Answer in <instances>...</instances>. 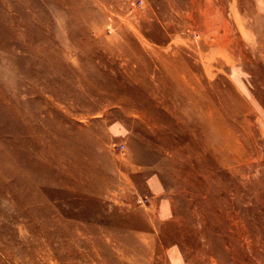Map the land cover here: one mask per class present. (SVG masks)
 Listing matches in <instances>:
<instances>
[{
  "label": "rangeland",
  "instance_id": "obj_1",
  "mask_svg": "<svg viewBox=\"0 0 264 264\" xmlns=\"http://www.w3.org/2000/svg\"><path fill=\"white\" fill-rule=\"evenodd\" d=\"M263 125L264 0H0V264H264Z\"/></svg>",
  "mask_w": 264,
  "mask_h": 264
},
{
  "label": "bare ground",
  "instance_id": "obj_2",
  "mask_svg": "<svg viewBox=\"0 0 264 264\" xmlns=\"http://www.w3.org/2000/svg\"><path fill=\"white\" fill-rule=\"evenodd\" d=\"M63 1V0H62ZM86 3V2H85ZM66 4V3H65ZM158 4V3H157ZM71 5V4H70ZM207 5V4H206ZM75 6V5H74ZM242 6V5H241ZM164 7V6H163ZM89 8V7H88ZM87 8V9H88ZM90 10H92V9H90ZM89 10V11H90ZM239 11V10H238ZM92 14V13H91ZM94 14V13H93ZM251 14V13H250ZM255 14V13H254ZM90 17V16H89ZM188 18V17H187ZM88 21V20H87ZM259 25V24H258ZM254 26H256L255 24H254ZM260 27V26H259ZM85 29V28H84ZM253 29V28H252ZM260 30V29H259ZM261 31V30H260ZM101 34V33H100ZM88 38V37H87ZM143 39V38H142ZM89 40V39H88ZM87 40V41H88ZM144 40V39H143ZM82 41V40H81ZM83 43V42H82ZM85 43V42H84ZM79 44V43H78ZM126 44V43H125ZM128 47L130 46V45H127ZM126 46V47H127ZM132 47V46H131ZM126 49V48H125ZM128 49V48H127ZM130 50V49H129ZM137 56V55H136ZM185 60V59H184ZM185 64V63H184ZM187 67V66H186ZM179 72H180V70H179ZM183 72V71H182ZM183 74H185V73H183ZM193 75V74H192ZM183 76V75H182ZM195 76V75H194ZM184 77V76H183ZM186 78V77H185ZM187 79V78H186ZM200 82V81H199ZM192 84V83H191ZM231 107V106H230ZM233 107V106H232ZM222 108V107H221ZM226 108V107H225ZM233 108H235V107H233ZM220 109V108H219ZM236 110V109H235ZM151 111V110H150ZM234 111V110H233ZM152 112V111H151ZM230 112V111H229ZM159 116V115H158ZM160 117V116H159ZM224 117H226V114L224 115ZM227 119V118H226ZM228 120H229V118H228ZM227 120V121H228ZM230 122V121H229ZM219 124V123H218ZM225 124H227V123H225ZM194 125V124H193ZM215 125H217V124H215ZM220 125V124H219ZM222 125H224V124H222ZM198 127V126H197ZM200 127V126H199ZM229 127V126H228ZM196 128V127H195ZM229 128H231V127H229ZM226 129V128H225ZM225 129H223V130H225ZM195 130V129H194ZM201 130V129H200ZM232 130V129H231ZM198 131V130H197ZM196 131V132H197ZM202 131V130H201ZM200 131V132H201ZM211 131V130H210ZM227 132V131H226ZM231 132V131H230ZM206 133V132H205ZM210 133V132H209ZM200 134V133H199ZM198 134V135H199ZM228 134V133H227ZM232 136V135H231ZM206 138H207V141H208V143L209 144H211L212 145V148H213V145H216L217 144V141H218V139H217V134H216V132H214V131H211V133L210 134H207L206 135ZM232 138V137H231ZM231 140H233V138L231 139ZM230 142V141H229ZM221 143V142H220ZM219 143V144H220ZM226 146H227V144L226 143H224ZM69 146V145H68ZM221 146H222V143H221ZM70 147V146H69ZM72 147V146H71ZM188 147V146H187ZM199 147V146H198ZM221 148V147H220ZM223 148H225L224 146H223ZM218 149V148H217ZM75 150V149H74ZM222 150V149H221ZM227 151V150H226ZM225 154V153H224ZM223 155V154H222ZM227 155V154H226ZM188 157V156H187ZM229 157V156H228ZM227 157V158H228ZM189 160V159H188ZM224 160H226V159H224ZM228 160V159H227ZM229 161V160H228ZM212 163V162H211ZM214 164V163H213ZM215 165V164H214ZM213 165V166H214ZM207 167H209V166H207ZM215 167V166H214ZM217 167V166H216ZM82 168V167H81ZM212 169V168H211ZM216 170V169H215ZM211 172V171H210ZM98 173V172H97ZM214 173V172H213ZM227 174V173H226ZM102 183V182H101ZM103 184V183H102ZM226 186V185H225ZM229 187V186H228ZM204 188V187H203ZM96 189V188H95ZM218 192V191H217ZM214 194H215V192H214ZM211 195V194H210ZM206 197V196H205ZM220 199H222V198H220ZM223 206H224V204H223ZM204 206H202V208H203ZM208 207V206H207ZM211 211V210H210ZM231 212V211H230ZM229 212V213H230ZM231 220V219H230ZM58 225V224H57ZM63 229V228H62ZM243 229H245V228H243ZM60 230V229H59ZM66 230V229H65ZM249 231V230H248ZM255 231V230H254ZM62 232V231H61ZM250 232V231H249ZM257 232V231H256ZM45 233V232H44ZM60 233V232H59ZM264 233V232H263ZM64 234V233H63ZM251 234V233H250ZM57 235V234H56ZM62 235V234H61ZM48 236V235H47ZM57 237V236H56ZM56 237H54V238H56ZM47 239V238H46ZM261 240V239H260ZM232 241V240H231ZM252 241V240H251ZM254 241V240H253ZM235 242V241H234ZM236 243V242H235ZM245 243V242H244ZM255 244V243H254ZM253 244V245H254ZM260 244V243H259ZM238 246V245H237ZM260 253V252H259ZM260 256V255H259ZM263 256V255H262ZM258 258V257H257ZM262 259V258H261ZM260 259V260H261ZM264 259V258H263Z\"/></svg>",
  "mask_w": 264,
  "mask_h": 264
},
{
  "label": "crops",
  "instance_id": "obj_3",
  "mask_svg": "<svg viewBox=\"0 0 264 264\" xmlns=\"http://www.w3.org/2000/svg\"><path fill=\"white\" fill-rule=\"evenodd\" d=\"M262 135H263V140H264V125L262 126Z\"/></svg>",
  "mask_w": 264,
  "mask_h": 264
},
{
  "label": "built area",
  "instance_id": "obj_4",
  "mask_svg": "<svg viewBox=\"0 0 264 264\" xmlns=\"http://www.w3.org/2000/svg\"><path fill=\"white\" fill-rule=\"evenodd\" d=\"M121 148H123V145H121Z\"/></svg>",
  "mask_w": 264,
  "mask_h": 264
}]
</instances>
